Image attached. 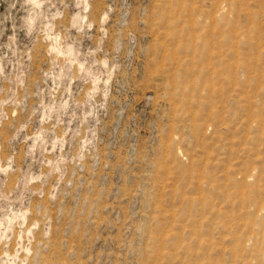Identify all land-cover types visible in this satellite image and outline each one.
<instances>
[{
	"label": "rangeland",
	"instance_id": "374dc122",
	"mask_svg": "<svg viewBox=\"0 0 264 264\" xmlns=\"http://www.w3.org/2000/svg\"><path fill=\"white\" fill-rule=\"evenodd\" d=\"M0 264H264V0H0Z\"/></svg>",
	"mask_w": 264,
	"mask_h": 264
}]
</instances>
